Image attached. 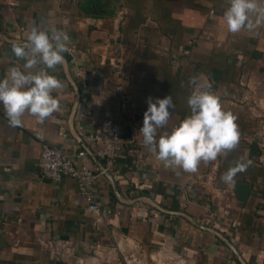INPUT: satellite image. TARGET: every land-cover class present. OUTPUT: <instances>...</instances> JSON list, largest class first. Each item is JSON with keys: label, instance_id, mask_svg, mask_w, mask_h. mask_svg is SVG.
I'll return each instance as SVG.
<instances>
[{"label": "crops", "instance_id": "1", "mask_svg": "<svg viewBox=\"0 0 264 264\" xmlns=\"http://www.w3.org/2000/svg\"><path fill=\"white\" fill-rule=\"evenodd\" d=\"M229 6L230 0H0V79L12 67L24 70L11 49L32 28L70 37L65 63L48 70L63 85L52 93L59 111L43 122L26 113L12 127L0 106V264H264L252 230L257 173L237 170L231 182L221 180L244 163L240 135L257 116L232 101L254 92L264 99V24L228 31ZM192 77L217 84L212 92L239 132L232 150L191 173L129 143L113 167L89 157L90 168L108 169L96 184L99 214L87 211L73 178H41L35 133L74 155L112 118L125 125L128 142L139 123L143 141L147 99L171 96L175 107L158 138L190 115ZM126 95L135 108L123 105ZM245 158H253L251 151Z\"/></svg>", "mask_w": 264, "mask_h": 264}, {"label": "clouds", "instance_id": "2", "mask_svg": "<svg viewBox=\"0 0 264 264\" xmlns=\"http://www.w3.org/2000/svg\"><path fill=\"white\" fill-rule=\"evenodd\" d=\"M223 20L232 33L242 29L251 31L264 24V7L257 0H230ZM69 39L63 30L49 35L34 27L23 43L12 45L14 56L25 63L23 71L12 67L7 76L0 79V106L9 126H21L26 113L43 122L59 111V99L52 93L63 85L48 70L65 63ZM189 85L193 87L187 98L190 115L157 138V130L167 125L175 105L171 96L149 97L139 133L143 144L165 162V166L191 173L197 171L202 161L207 163L232 150L238 143L239 132L235 117L223 110L219 97L210 90V83H201L198 77H192ZM237 170L243 171V166L230 168L221 180L231 182Z\"/></svg>", "mask_w": 264, "mask_h": 264}, {"label": "built area", "instance_id": "3", "mask_svg": "<svg viewBox=\"0 0 264 264\" xmlns=\"http://www.w3.org/2000/svg\"><path fill=\"white\" fill-rule=\"evenodd\" d=\"M213 13L211 12V14ZM122 103L125 106L136 107L129 95L122 99ZM138 124H134L133 134L128 142L124 139L125 125L112 118H105L95 131L85 136L89 148L85 147L74 155L49 143L44 133H35L34 136L42 146L38 164L41 178L53 182H60L66 177L73 178L78 184V193L85 203L87 211L99 214L101 204L96 191V184L100 174H106L108 169L101 168L98 172V170L87 166L85 161L87 158L93 157L97 161H105L108 167H113L126 151L128 143L135 149L146 147L143 141L138 140ZM98 221L101 222L100 219ZM172 259L174 258L172 257Z\"/></svg>", "mask_w": 264, "mask_h": 264}, {"label": "rangeland", "instance_id": "4", "mask_svg": "<svg viewBox=\"0 0 264 264\" xmlns=\"http://www.w3.org/2000/svg\"><path fill=\"white\" fill-rule=\"evenodd\" d=\"M201 83H210V90H213V92L215 88H217V84L212 83L211 81H203ZM253 86L257 87L256 84ZM232 102L234 104H232L231 107L237 104H241L246 107L252 106V108L257 109V116H253L251 126H245L243 135H240L242 136L243 144L241 148L238 145V162L242 160L241 158H243L244 163L238 165L243 166V171H245V169H248V172L251 173H246L248 177H250L251 175H255L256 173L258 175L257 178L253 179V184L255 185V213H257V216H255V220L258 224L257 227L253 228L252 230L258 236H260L258 241L259 243L256 246L258 247L257 250L259 251L261 256H264V99H260L254 92V94L251 97L249 96L246 100H238L237 97V99L233 100ZM225 104L231 105V103ZM249 150L251 151V154H253L254 150L256 151V153L252 155V159L247 160V158L245 157L247 151L250 152Z\"/></svg>", "mask_w": 264, "mask_h": 264}, {"label": "trees", "instance_id": "5", "mask_svg": "<svg viewBox=\"0 0 264 264\" xmlns=\"http://www.w3.org/2000/svg\"><path fill=\"white\" fill-rule=\"evenodd\" d=\"M255 153H256V151L254 150V151H253V154H255ZM253 154H252V155H253Z\"/></svg>", "mask_w": 264, "mask_h": 264}]
</instances>
